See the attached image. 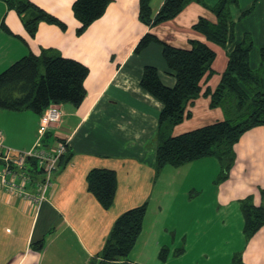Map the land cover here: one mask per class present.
<instances>
[{"label": "crops", "instance_id": "0c3cea01", "mask_svg": "<svg viewBox=\"0 0 264 264\" xmlns=\"http://www.w3.org/2000/svg\"><path fill=\"white\" fill-rule=\"evenodd\" d=\"M29 1L58 18L67 28L40 22L32 36L16 10L10 8L7 0H0V74L23 57L38 56L44 49H54L66 58L80 61L88 66L90 73L85 80L84 101L79 106L57 104L61 119L47 131L51 136L44 148L53 149L64 142L67 152L59 161L45 200L38 204L20 198L8 193L0 184V264H99L100 252L116 220L126 211L149 203L153 193L161 191L160 186L156 187L157 179L173 186V190L179 187L185 203L192 205L204 194L200 185L206 175L205 168L200 174L199 167L213 164L214 159L203 158L179 167L156 169L157 146L153 142L163 104L143 90L140 82L146 65L156 67L161 81L168 87L175 85V78L163 58L162 46L152 43L136 54L139 42L151 33L181 49H190L191 41L211 46L216 52L212 74L205 76L201 95L189 103L187 117L172 129V136L223 121L225 109L211 106V97L205 92L216 89L227 68L229 53L246 33L254 42L251 68L264 67L261 57L264 0H238L237 5L231 6L235 42L225 48L208 42L203 33L194 29L202 18L217 22L212 7L219 0H193L174 19L156 26H147L140 20V0H111L104 15L81 35L77 34L81 23L72 10L75 0ZM164 1H152L154 14ZM246 11L251 12L241 18ZM32 16L28 13L26 18ZM39 121L40 115L30 110L0 109L3 144L20 152L32 150L39 139ZM235 153L229 177L221 179V169L213 180L217 186L210 197L226 215L232 212L239 218L237 213L243 201L250 200L264 207V125L245 133ZM4 167L0 159V170ZM93 169L116 173V196L110 209H104L88 191L87 175ZM18 173L17 182L25 175L28 178L26 191L32 194L45 177L34 160H28ZM191 213L198 211L192 209ZM229 218L224 219L225 225L230 224ZM51 235L52 239L47 241ZM42 239L43 245L36 244ZM263 241L260 262L264 257ZM55 243L62 252L47 255ZM248 245L252 243L248 244L246 238L243 264H248Z\"/></svg>", "mask_w": 264, "mask_h": 264}, {"label": "trees", "instance_id": "16d2710c", "mask_svg": "<svg viewBox=\"0 0 264 264\" xmlns=\"http://www.w3.org/2000/svg\"><path fill=\"white\" fill-rule=\"evenodd\" d=\"M152 1L140 0L139 17L147 26H156L174 19L193 0H165L157 14L153 12ZM7 2L20 15L32 36L40 22L67 28L65 23L29 0ZM110 2L75 0L72 10L81 23L77 34L81 35L102 17ZM237 4L238 0H219L212 7L217 22L202 18L194 29L203 33L208 42L220 47L225 48L234 43L235 22L231 6ZM250 12L242 13L241 18ZM28 13L33 16L26 18ZM152 43L162 46L163 58L175 78V85L168 87L161 81L158 69L146 65L140 82L143 90L163 104L155 137L156 169L179 167L195 160L214 157L222 165L221 179H227L235 163V147L240 138L251 129L264 125V67L261 65L255 70L251 68L250 53L254 46L251 35L244 34L242 40L235 44L228 55V65L220 83L214 91L205 92L211 97V106H222L225 109L226 119L177 136H172V129L187 117L189 103L201 95L205 76L212 74L216 52L200 41H191L190 49L177 48L147 33L135 53L140 54ZM261 57L264 61V48L261 49ZM89 73L88 66L66 58L54 49H44L38 56L32 54L23 57L0 74V109L13 112L30 110L41 117L53 104L71 103L79 106L87 95L85 80ZM50 136L49 132L45 133L43 146L46 147L44 143ZM87 183L88 191L100 205L106 210L110 209L116 196V173L108 169H93L87 175ZM147 210L148 203H144L126 211L116 220L100 252V264H130L126 257L142 233ZM241 210L244 233L250 238L264 226V207L246 200ZM36 244L43 245V239Z\"/></svg>", "mask_w": 264, "mask_h": 264}, {"label": "rangeland", "instance_id": "374dc122", "mask_svg": "<svg viewBox=\"0 0 264 264\" xmlns=\"http://www.w3.org/2000/svg\"><path fill=\"white\" fill-rule=\"evenodd\" d=\"M37 132L39 137V124ZM154 141L153 144L157 143L156 138ZM212 160L210 161L213 164L199 167L200 174L201 169L205 168L206 175L200 185L204 194L192 205L185 203L184 193L179 187L173 190V186L157 179L156 187L160 186L161 191L153 193L149 199L144 227L135 246L126 257L128 263L242 264L247 237L243 229L241 208H237L240 212L237 213L239 218H236V214L229 212L226 215L223 209H219L220 207L213 203L210 193L215 191L217 186L213 180L217 178L222 165L217 159ZM192 209L198 213H191ZM202 210L204 213H201ZM227 216L230 217L228 219L230 224L225 225L224 219ZM52 235L47 241L52 239ZM261 240H264V228L254 236L248 237V244L252 243L248 245V264L261 262L264 264V257L261 262L259 258ZM59 248L55 243L47 255L61 253L62 250L59 251ZM47 257L49 259V256Z\"/></svg>", "mask_w": 264, "mask_h": 264}, {"label": "built area", "instance_id": "2783aa9c", "mask_svg": "<svg viewBox=\"0 0 264 264\" xmlns=\"http://www.w3.org/2000/svg\"><path fill=\"white\" fill-rule=\"evenodd\" d=\"M61 112L56 104L50 105L40 117L39 139L36 146L27 152L16 151L3 144V133L0 131V159L3 160L5 167L0 170V184L10 194L23 199H31L36 203L45 200V194L52 185V177L57 170L59 161L67 152V144L60 142L53 149H46L42 139L49 127L59 122ZM28 160H35L38 167L44 173L43 182L37 185V192L32 194L26 191L28 178L23 175L21 182H17L19 171L23 170Z\"/></svg>", "mask_w": 264, "mask_h": 264}]
</instances>
